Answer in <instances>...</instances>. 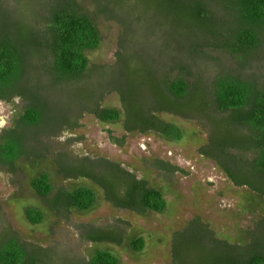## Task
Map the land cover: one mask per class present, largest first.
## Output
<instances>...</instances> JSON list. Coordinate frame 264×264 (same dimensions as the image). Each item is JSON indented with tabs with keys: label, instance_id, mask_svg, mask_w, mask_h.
I'll return each mask as SVG.
<instances>
[{
	"label": "trees",
	"instance_id": "1",
	"mask_svg": "<svg viewBox=\"0 0 264 264\" xmlns=\"http://www.w3.org/2000/svg\"><path fill=\"white\" fill-rule=\"evenodd\" d=\"M13 1L14 6L6 8L0 0V99L28 100L20 117L24 127L36 128L37 137L64 128L71 130L79 126L78 117L86 112L103 123L123 117L127 133L154 132L179 141L183 137L181 128L160 114L196 119L208 133L200 152L214 160L234 185L248 188L264 201V0H92L100 13L121 24L122 32L114 66L99 67L90 83L82 81L89 66L86 52L100 46L101 35L77 0ZM123 14L125 17L120 16ZM143 29L151 34L163 33L165 40L156 38L151 44L138 36ZM150 45H157L160 54L171 55L172 64L165 70L147 52ZM206 47L227 52L237 59L240 70L248 73L235 74L219 66L214 74L206 75ZM169 66L180 69L188 79L181 74L169 77ZM100 84L107 87L101 90ZM44 89L66 110L51 112L53 116L49 118V104L42 96ZM108 90L118 93L121 110L101 105V97ZM74 108L78 109L76 116L71 114ZM107 132L110 142L124 144L125 135L116 137ZM24 139L16 131L4 135L0 145L2 163L12 167L17 158L29 153ZM35 142L38 145L40 140ZM249 151L255 153L251 160L242 156ZM160 163L169 171L178 169ZM60 166L61 174L67 178L91 180L116 208L134 212L165 209L162 193L119 163L101 157L92 163L89 157H83L77 163L65 160ZM30 184L44 199L53 191L46 173L35 176ZM96 200L92 188L78 186L57 189L46 202L57 211H90ZM25 216L32 224L43 218L35 208L25 209ZM202 233L213 236L210 231ZM245 234L251 240L243 247L212 238L211 246L193 241L197 244L192 248L203 264H264V218L257 222L256 229ZM85 238L120 243V235L113 229L90 228ZM143 245L142 237L130 241L136 251ZM181 246L185 245L174 237L173 264H186L180 259ZM61 261L45 247L21 242L9 226L0 231V264ZM118 261L111 252L99 249L87 264Z\"/></svg>",
	"mask_w": 264,
	"mask_h": 264
},
{
	"label": "rangeland",
	"instance_id": "2",
	"mask_svg": "<svg viewBox=\"0 0 264 264\" xmlns=\"http://www.w3.org/2000/svg\"><path fill=\"white\" fill-rule=\"evenodd\" d=\"M3 1L6 8L14 6L13 0ZM77 2L92 18L101 35L100 46L86 52L89 66L82 81L90 83L95 80L99 67L114 66L122 26L116 19L100 13L92 0ZM120 16L125 17V14ZM130 16L133 19L134 13ZM138 36L154 44L152 41L156 38L165 40L166 35L151 34L143 29ZM203 50L209 57L204 68L206 75L214 74L219 66L235 74L245 76L248 73L242 72L237 59L222 49L206 47ZM147 52L162 66L159 68L165 70L166 65L172 64L171 55L160 54L157 45H150ZM167 73L171 78L185 75L172 66L168 67ZM106 87L100 84L98 88L104 90ZM42 96L49 104V118L60 109L66 110V106L50 91L44 89ZM100 102L103 107L121 110L116 91H106ZM28 104V100L21 97H14L9 102L0 99V145L5 134L16 131L25 138L24 146L29 152L17 158L12 167L0 160V231L9 226L21 242L49 249L63 260L60 264H87L99 249L115 255L118 264H173L174 237L185 245L179 249L182 261L203 264L193 251L192 245L197 244L193 241L207 247L214 243L212 238L216 241L225 239L243 247L251 240L245 231L256 229L257 222L264 218V201L248 188L234 185L214 160L200 152L207 143L208 133L196 119L160 114L161 118L181 128L183 137L179 141L165 139L154 132L127 133L123 128V117L117 122L103 123L86 112L78 117L77 128L41 133L37 137L36 128L24 127L20 123ZM77 113L78 109L74 108L71 114L76 116ZM108 130L116 137L125 135L124 144L120 146L110 142ZM37 138L40 140L38 145L35 144ZM242 156L251 160L255 153L249 151ZM83 157H89L92 163L100 157L119 163L138 178L145 179L150 187L162 193L166 200L165 209L162 212H134L116 208L105 200L103 190L91 180L67 178L61 174L60 165L65 160L77 163ZM160 162L178 169L169 171L162 168ZM41 173H46L53 185L48 198L60 188L71 190L87 186L96 194V205L90 211L74 208L57 211L51 208L46 202L48 198L39 197L30 184ZM27 208L40 210L43 214L41 222L30 223L25 216ZM90 228L113 229L119 233L120 243L86 240L85 235ZM207 231L212 232V238L202 233ZM254 234H257L255 230ZM137 237H142L144 242L139 251L130 247V241ZM207 239L208 242H204Z\"/></svg>",
	"mask_w": 264,
	"mask_h": 264
}]
</instances>
